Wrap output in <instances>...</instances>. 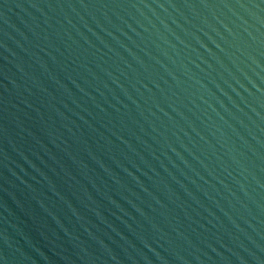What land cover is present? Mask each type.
Wrapping results in <instances>:
<instances>
[{
    "label": "water",
    "instance_id": "water-1",
    "mask_svg": "<svg viewBox=\"0 0 264 264\" xmlns=\"http://www.w3.org/2000/svg\"><path fill=\"white\" fill-rule=\"evenodd\" d=\"M0 264H264V0H0Z\"/></svg>",
    "mask_w": 264,
    "mask_h": 264
}]
</instances>
